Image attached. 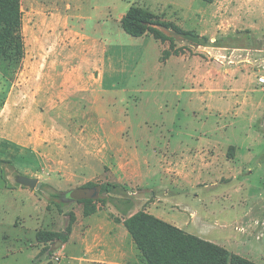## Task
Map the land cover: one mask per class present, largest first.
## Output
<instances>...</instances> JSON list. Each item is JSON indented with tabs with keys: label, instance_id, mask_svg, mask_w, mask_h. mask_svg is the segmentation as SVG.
Instances as JSON below:
<instances>
[{
	"label": "crops",
	"instance_id": "crops-1",
	"mask_svg": "<svg viewBox=\"0 0 264 264\" xmlns=\"http://www.w3.org/2000/svg\"><path fill=\"white\" fill-rule=\"evenodd\" d=\"M219 1L222 5L227 3L214 0L208 2V8L218 9ZM254 3V0H230V30L225 31L228 37L218 42L212 33H199L208 38L207 44L198 49L203 55L189 56L180 52L165 61L176 60L183 64L185 74L180 77L181 90L187 93L191 109L204 107L219 115L230 112V116H244L250 113V108L258 111L260 104H264L257 103L250 95L259 89H252L254 85L264 91V84L258 81L263 75L260 67L264 68V43L258 37L261 29L264 31V15L258 8L254 13L248 11V6ZM58 5L56 1L52 11L50 52L46 57L41 54L35 61L34 90L13 86L1 94L5 97L0 106V167L5 168L6 181L12 180L11 176L16 173L15 180L6 187L16 195L37 198L41 187L34 189L18 183L17 177L25 175L38 178L54 193L70 189L65 193L68 196L70 191L90 181L119 183L133 194L138 191L129 189L132 186L151 188L152 183H141L138 179L139 143L148 144L151 135L136 125L133 115L123 108L111 107L112 100L123 103L126 98L119 96L131 92L126 88L117 89V80H113L116 69L122 71L126 61L119 36L122 33L117 27L126 12L114 18L109 10V14L99 17L95 15L92 0H68V12L64 15ZM201 11L193 12L196 21L193 27L197 30V22L201 23L207 17ZM262 37L264 39V35ZM157 41L162 44L163 51L170 48L168 40ZM182 45L179 43L177 47ZM218 54L225 57L224 77L217 75L218 59L215 56ZM158 81L163 82L165 78ZM226 84L227 89L224 88ZM108 95L115 97L110 100ZM127 96L130 98L131 95ZM215 129L220 130V127ZM232 130L230 128V135ZM232 138H227L234 152L230 158H220L216 149L227 141L220 143L217 140H210L193 155V149L187 150L190 149L187 142H181V150L177 145L172 148L168 140V147L159 153L162 155L158 187L163 199L168 201L170 196L179 193L175 187L167 188L165 181H178L173 186L201 190L195 195L201 206L199 210H190L187 223L212 221L211 218L218 217L217 208H213L217 198L230 195L229 190L220 192L218 187L241 174L236 169L230 171L239 147ZM170 154L177 157L172 158ZM155 189H149L152 195L156 193ZM159 199L152 201L145 211L166 220V208L157 207ZM135 207L131 213L137 212ZM71 210L76 220L69 240L62 245L49 243L46 251H40L39 244L43 243L37 242L35 258L38 256L39 259L35 264H148L124 222L115 220L116 216H121L116 207L102 208L88 216L84 215L81 203L71 205ZM69 213L63 215L65 228L69 224ZM56 221L54 218L52 224ZM38 230L37 227L36 233ZM55 254L60 255L59 260Z\"/></svg>",
	"mask_w": 264,
	"mask_h": 264
},
{
	"label": "rangeland",
	"instance_id": "rangeland-1",
	"mask_svg": "<svg viewBox=\"0 0 264 264\" xmlns=\"http://www.w3.org/2000/svg\"><path fill=\"white\" fill-rule=\"evenodd\" d=\"M56 1L59 2L60 11L66 15L68 0H50V2L22 0L26 54L21 71L7 70L6 76L0 71V106L5 97L1 94L13 89V86L18 89L24 86L27 91L34 90L35 61L37 58L40 59L41 54L46 57V53L50 52L52 46L51 18ZM223 1L227 3L222 5L219 1V7L215 10L208 8L210 4L204 0H92L96 7L94 10L96 16L104 17L110 10V15L118 18L121 13L127 12L131 5H137L151 10L164 20H176L185 29H191L197 33L202 31L212 33L216 35L214 37L218 38V42L220 39L224 41L228 37L226 32L230 30L228 20L230 19V0ZM254 1L256 3L250 4L248 11L254 13L258 8L264 15V0ZM220 6H222L221 9ZM200 9L201 13L206 14L207 17L205 16L201 23L197 22L199 27L197 30L193 27V23L196 24L193 12ZM207 19L210 20L206 24ZM117 27L122 33L119 35L121 39L117 38L123 41L126 61L123 63L122 71L116 69L117 74H113L116 75L113 80H117V89L126 88L131 91L126 92L131 96L128 98V94L125 93L120 95L119 98L121 96L126 98L122 103L119 100L113 101L115 96L108 95L112 100L111 107L123 108L129 115H133L136 125L143 127L148 131L147 134L151 135L148 144L139 143L138 179L141 183H152L151 188L155 187L156 193L152 195L149 191L151 188L140 186L129 188L138 191L137 194L129 193V196L135 199V210H145L151 206L152 201L160 198V204H157V207L166 208V221L175 222L189 233L223 246L230 252L251 261L264 264V104L262 106L260 104L264 102V91L259 86H251L252 89L259 88L253 90L250 95L260 104V108L258 111L250 108V113L244 116H230V112L219 115L216 111L204 107L191 109L188 106L187 93L181 90L180 77L185 74L183 64L177 63L176 60L165 63L168 58L160 59L163 54L162 44L152 38V34V36L146 34L147 36L138 38L127 34L120 24ZM262 28L264 30V26ZM166 32L172 33L169 30ZM222 33H226L223 34L225 36H221ZM262 35L264 31L261 29L258 37L264 43ZM177 41H179L177 45L183 43L180 52L189 56L203 55L198 50L200 48L198 45L183 40ZM215 57L218 59L217 75L224 77L225 57L220 54ZM260 68L263 69L261 73L264 75V68L262 66ZM163 78L165 81H158ZM24 83L27 84L24 85ZM224 88H228L227 84ZM230 123H232L231 127ZM215 127H220V130H216ZM230 128L233 129L232 135H230ZM230 137H233L232 142L240 147L230 164V171L236 169L241 171V174L237 178L226 181V185H219L220 192L229 190L230 195L220 196L216 200L217 203H214L213 208H217L218 217L202 223L196 220L187 223V217L191 214L190 210H199L201 206L195 197L201 190L176 187L178 181H173L175 186L172 182L165 181L167 188L175 187L179 193L170 196L168 201L163 199L162 191L158 187L161 184L159 160L162 155L159 153L168 147L166 146L168 140L171 141L172 148L177 145L179 149L183 146L181 142H187L190 148L187 150L193 149V155L210 140L221 143L226 142ZM223 145L220 149H216L220 158H230L234 155L228 141ZM187 155L190 156V153ZM169 156L177 157L176 155L173 157L172 154ZM226 166L229 167V165ZM2 169L0 167V264H35L39 259L38 256L35 258L38 253L37 227L63 230L65 228L63 215H68L72 211L71 205L79 204L78 197L65 194L70 189L61 190L60 197H52L51 194L54 192L44 184L37 193V198L16 195L17 193L8 189L10 184H7L15 180L16 173L11 176L12 180L6 181L5 168L2 167ZM92 192L97 193V190ZM46 202L51 204V210L47 209ZM204 202L203 206L206 204V201ZM207 204L210 205L209 202ZM102 208L115 209L111 203L101 206ZM54 218L57 221L52 224ZM215 219L219 221L215 222ZM39 246L40 251L44 250V244Z\"/></svg>",
	"mask_w": 264,
	"mask_h": 264
},
{
	"label": "trees",
	"instance_id": "trees-1",
	"mask_svg": "<svg viewBox=\"0 0 264 264\" xmlns=\"http://www.w3.org/2000/svg\"><path fill=\"white\" fill-rule=\"evenodd\" d=\"M23 14L22 0H0V71L4 76L7 70L21 71L23 67L26 54ZM121 27L133 37L150 33L157 40L163 42L168 40L170 48L163 51L162 60L180 53L177 40L188 41L198 46L208 42L206 36L185 29L174 21L164 20L151 10L137 5L129 7L121 19ZM166 30L172 33L168 34ZM77 189L88 193L77 198L83 205L84 215L94 214L108 203L120 211L121 216H116L115 220L124 222L148 264H259L145 210L131 213L135 202L129 196L128 188L122 184L90 181ZM92 190H97V193H93ZM51 196L57 198L60 194L52 193ZM58 206L62 212L60 205ZM47 209L51 210L50 203ZM69 218V224L63 231L47 229L37 231V241L45 244L43 251L48 249L49 243L62 245L69 240L76 220L75 213L70 212Z\"/></svg>",
	"mask_w": 264,
	"mask_h": 264
},
{
	"label": "water",
	"instance_id": "water-1",
	"mask_svg": "<svg viewBox=\"0 0 264 264\" xmlns=\"http://www.w3.org/2000/svg\"><path fill=\"white\" fill-rule=\"evenodd\" d=\"M18 183L22 185H26L28 187L34 188V189H39L42 185V182L39 181L38 178L35 177H28L25 175H20L17 177ZM69 195H73L74 197H81V196H86L88 193L86 191H82L79 189H74L68 193Z\"/></svg>",
	"mask_w": 264,
	"mask_h": 264
},
{
	"label": "built area",
	"instance_id": "built-area-1",
	"mask_svg": "<svg viewBox=\"0 0 264 264\" xmlns=\"http://www.w3.org/2000/svg\"><path fill=\"white\" fill-rule=\"evenodd\" d=\"M258 81H259V83L264 84V75L259 76L258 77ZM55 258H56V260H59L60 259V255L57 254Z\"/></svg>",
	"mask_w": 264,
	"mask_h": 264
}]
</instances>
